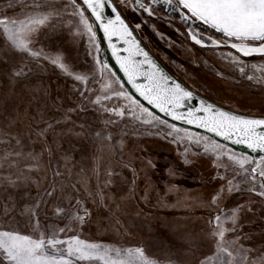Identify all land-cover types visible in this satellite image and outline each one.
Returning a JSON list of instances; mask_svg holds the SVG:
<instances>
[{
	"label": "rangeland",
	"instance_id": "obj_1",
	"mask_svg": "<svg viewBox=\"0 0 264 264\" xmlns=\"http://www.w3.org/2000/svg\"><path fill=\"white\" fill-rule=\"evenodd\" d=\"M115 1L147 41L145 43L150 50L187 86L234 111L264 115V83L248 80L240 74L227 56L234 50L229 47H202L188 35L190 27L206 34L211 33L210 29L191 21L184 22L178 13H169L159 5H152L155 11L150 16L132 5L130 0ZM30 3L31 0H0V13L22 17L23 6ZM64 3L65 0H56V7L62 8ZM9 4L12 7H8ZM75 19L67 14L54 18L40 30L34 47L43 48L53 56L61 54L74 72L91 75L95 58L105 60L103 48L97 39L90 43L87 35H73L75 24L69 26L68 22ZM204 43L210 44V41L205 38ZM95 44H98L99 52ZM243 59L249 64H264V58L256 55ZM25 63L34 69L30 78L20 83L10 81L11 70ZM246 73L264 76V72L251 67L246 68ZM105 78H108L107 73ZM99 79L97 74L95 80L82 85L50 61L42 60L37 65L30 57L5 54L0 46V125L5 124L6 118L19 113L24 123L16 131L25 129L28 123L32 128H44L46 124L42 120L54 122V119L62 118L68 108L84 107L86 111L72 113L74 123L56 125L54 131L49 130L46 144L52 149L53 164L62 155L71 157L68 167L72 168L73 174L64 183L87 179V189L93 192L97 190V179L93 174L97 158H101V172L111 168L119 173V176L112 177V186L104 189L112 199L101 204L98 197L95 200L87 198L90 217L79 229L73 226V231L67 235L78 234L82 239L109 246L142 247L160 264H169V261L172 264H200L214 252L209 221L216 214L230 215L239 207L236 232L228 233L227 238L239 236L240 243L253 250V259L264 254V198L246 190L229 194L226 179H231L233 173L213 166V156L204 152L203 141L199 145L187 139L173 142L166 136L169 129L163 125H145L131 117L120 119L103 113L99 105L90 102L102 94L97 83ZM77 89L84 90L87 98L80 97ZM103 103L116 106L127 102L113 98ZM108 119L118 123L105 125L104 121ZM79 125H84V129ZM81 131L83 135H77ZM97 131L102 133L101 137L95 136ZM107 133H111V141L102 138ZM30 135V132H25L22 147L15 149L25 156L10 158L15 159V166L3 161L6 149L0 145V163L4 165L0 168V230H24L27 217L21 214L53 179L52 171L47 170L49 155L43 152L45 141L34 135L30 140ZM180 135L183 136V132ZM29 151L41 153L39 171H28L33 163L26 158ZM125 164L129 167H124ZM133 169L134 185L131 183ZM218 173L225 179L214 178ZM5 177L15 180V186H9ZM222 186L225 191L218 200V206H210L211 197ZM241 187L246 189L247 186ZM45 212L51 216L50 208H46L41 211L42 220ZM232 226L230 221L225 224V227Z\"/></svg>",
	"mask_w": 264,
	"mask_h": 264
},
{
	"label": "snow or ice",
	"instance_id": "obj_2",
	"mask_svg": "<svg viewBox=\"0 0 264 264\" xmlns=\"http://www.w3.org/2000/svg\"><path fill=\"white\" fill-rule=\"evenodd\" d=\"M132 2L150 16L155 11L152 5H159L161 8L166 6L178 13L182 21L206 26L211 33L206 34L203 30L197 31L191 27L188 29V35L195 44L202 47L233 49L234 53L229 52L227 56L240 74L246 76L248 80L264 83V76L257 77L246 73L248 67L264 72V64H249L243 59L254 55L264 58V0H150L148 4L143 3L142 0H132ZM8 7L12 5L9 4ZM23 8L22 17L0 13V46L5 54L15 53L21 57H30L37 65L42 60L50 61L65 75L82 85L95 80L96 75L99 74L100 79L97 83L100 84L102 94L96 95L90 102L99 105L103 113L120 119L131 117L145 125H163L169 129L166 136L171 137L173 142L187 139L199 145L203 141L204 152L213 156V166L233 173L231 179H226L229 194L246 190L264 198V118L239 115L204 99L199 101L198 106H190L194 100L193 92L168 76L141 47L117 8L112 4V0H80L79 3L77 0H65L62 8L56 7V0H31V3L25 4ZM105 8L111 9V12L115 14L114 18L109 17L105 20ZM65 14L76 18L75 21L68 22L69 26L75 24L76 31L73 35H87L90 43L97 39L95 27L98 24L123 77L109 66L107 60L102 61L99 57L95 58V67L90 69L91 75H89L74 72L64 62L61 54L53 56L46 53L43 48L34 47L40 30L54 18L59 19ZM113 37L127 45L122 49L127 55L119 54L121 49L117 47V43L113 42ZM205 38L210 41V44L204 43ZM94 46L99 52L98 44ZM33 71L34 69L27 63L13 68L10 72V81L17 83L26 81ZM125 83L130 85L133 91L130 92ZM77 91L80 97L87 98L84 90L77 89ZM138 97L147 101L151 109L145 107ZM113 98L127 103L116 106L103 103ZM152 109L158 110L173 121L204 129L232 144L243 145L251 153L258 154V158L248 153H237L227 145L213 140L212 137L201 136L200 133H192L190 129H182L177 124L169 123ZM86 110L80 106L68 108L62 118L54 119V122L42 120L41 122L46 124L44 128H32L31 123H28L25 129L16 131V128L24 123V118L19 113L10 119L6 118L5 124L0 125V145H4L6 149L3 161H7L10 166H15V159L10 158L25 156V153L15 149L22 147V137L25 132H30L38 140L45 141L43 152H46L50 158L47 170H51L53 176L42 194L38 192V198L21 214L27 217L25 229L0 230V264H160L158 259L148 255L142 247L109 246L82 239L78 234L67 235L73 231V226L79 229L90 217L87 198L91 197L95 200L98 197L101 204H106V200L112 199L104 189L112 186L113 176H119V173L111 168L101 172V158H97L96 166L93 168V174L97 179V190L93 192L87 189V179L82 178L70 184L64 183L73 174L72 168L68 167L71 157L62 155L60 160L53 164L52 149L46 144L49 130L54 131L56 125L74 123L72 113ZM104 123L105 125L116 124L118 121L108 119ZM84 127L79 125L82 130ZM181 132L183 136L180 135ZM94 134L97 137L102 136L99 131ZM77 135H83V132H78ZM102 138L107 141L113 139L111 133L103 135ZM119 143L122 147L123 140L121 139ZM26 158L33 162L29 165L28 171L40 170L41 153L29 151ZM3 166V163H0V168ZM124 167L127 168L129 165L125 164ZM80 171L83 172V169ZM132 171L134 178L131 183L134 185L135 169ZM214 178L225 179L219 173ZM5 179L9 186H15V180L10 177ZM241 185H246V189H243ZM224 191L225 188L222 186L211 197L210 206H218V200ZM46 208H50L51 216L45 212L44 220H42L41 211ZM220 211L223 213L224 210ZM238 211L239 207L230 215L216 214L209 221L210 235L214 240V252L201 260L200 264H264V254L253 259L251 256L253 250L240 243L239 236L235 239L227 238L228 233L236 232ZM7 212L6 207L5 213ZM52 217L55 219L52 220ZM47 220L52 222L46 223ZM229 221L233 226L225 227ZM61 224L63 226H60ZM61 234L66 238H63ZM169 264L172 262L169 261Z\"/></svg>",
	"mask_w": 264,
	"mask_h": 264
},
{
	"label": "water",
	"instance_id": "obj_3",
	"mask_svg": "<svg viewBox=\"0 0 264 264\" xmlns=\"http://www.w3.org/2000/svg\"><path fill=\"white\" fill-rule=\"evenodd\" d=\"M80 2V0H79ZM112 4L117 8V11L120 13L121 15V18L125 21V23L129 26V30L132 31V34L133 36L135 37V39L140 43L141 47L144 48L145 51H147L149 53V55L151 56V58L160 66V68L168 75L170 76L173 80H175L176 82H179L181 83L184 87H186L187 89L191 90L194 94V100L192 101V104L190 106L192 107H196L199 105V101L201 99H204L205 101L209 102V103H213L225 110H228V111H231V112H234L236 114H239V115H243V116H246V117H253V118H264V115H251V114H245V113H241V112H237V111H234L232 109H229L227 107H224L208 98H206L205 96L201 95L200 93L196 92L195 90L191 89L189 86H187L178 76H176L163 62L162 60L152 51L150 50V48L147 46V44L145 43V41H143L141 39V37L138 35L137 31L134 29V27L132 26V24L127 20V18L123 15L122 11L120 10V8L118 7L117 3L112 0ZM89 15V13H87ZM115 14L111 12V9L110 8H105L104 10V17H105V20H107V18L109 17H112L114 18ZM90 19H93L90 17ZM95 30L97 32V41L99 42V44L102 46L103 48V55H104V59L107 60L109 66L117 72V74L121 77H123V73L120 72L119 68H118V65L116 64V60H115V57H113L112 55V50L111 48L109 47L108 45V41L107 39L105 38L104 36V33L102 30L99 29V26L98 24L96 25L95 27ZM113 42L114 43H117V47L119 49H121L120 51V55L122 56H125L127 55V53H125L122 49L124 47H127V45H124L122 43V41H117L115 37H113ZM139 59H142V57H139ZM125 86L126 88L131 92L133 91L131 89V86L128 85L127 83H125ZM139 98V97H138ZM141 100V103L144 104L145 107H149L151 109V106L147 104V101H144L142 98H139ZM153 111L156 112L157 115H159L162 119L164 120H167L168 122L170 123H174V124H177L178 126H181V127H185V128H188V129H191L193 131H196V132H199V133H203V134H206L207 136L209 137H212L213 140H216L218 141L219 143L221 144H224V145H227L228 147H230L231 149L233 150H236V151H240V152H243V153H248L250 155H256L258 156V154L256 153H251L249 149H247L246 147H244L243 145H235V144H232L230 141H226V140H223L222 138L220 137H217L215 136L214 134L212 133H209V132H206L204 129H201V128H196L195 126H192V125H187V124H182L181 122L179 121H173L171 120L170 117H167V116H164L163 113H160L158 112V110H155V109H152Z\"/></svg>",
	"mask_w": 264,
	"mask_h": 264
},
{
	"label": "trees",
	"instance_id": "obj_4",
	"mask_svg": "<svg viewBox=\"0 0 264 264\" xmlns=\"http://www.w3.org/2000/svg\"><path fill=\"white\" fill-rule=\"evenodd\" d=\"M79 1V0H78ZM115 1V0H114ZM131 1V4L132 5H134V6H137V5H135L133 2H132V0H130ZM116 2V1H115ZM117 3V2H116ZM146 4V3H145ZM117 5H118V3H117ZM124 15V14H123ZM133 26V25H132ZM134 27V26H133ZM134 29L136 30V28L134 27ZM137 31V30H136ZM137 33H138V35L140 36V34H139V32L137 31ZM141 37V36H140ZM141 39L143 40V41H145L146 43H147V41L144 39V38H142L141 37ZM104 56V55H103ZM183 128H185V127H183ZM196 132V131H195ZM199 133V132H198ZM201 134H203V133H201ZM204 135H206V134H204Z\"/></svg>",
	"mask_w": 264,
	"mask_h": 264
},
{
	"label": "built area",
	"instance_id": "obj_5",
	"mask_svg": "<svg viewBox=\"0 0 264 264\" xmlns=\"http://www.w3.org/2000/svg\"><path fill=\"white\" fill-rule=\"evenodd\" d=\"M142 2L148 4V3H150V0H142ZM164 9H165L167 12H169V13H174L170 8H167L166 6H165Z\"/></svg>",
	"mask_w": 264,
	"mask_h": 264
}]
</instances>
